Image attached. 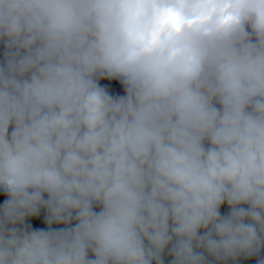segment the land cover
Here are the masks:
<instances>
[{
    "label": "clouds",
    "instance_id": "9594fccd",
    "mask_svg": "<svg viewBox=\"0 0 264 264\" xmlns=\"http://www.w3.org/2000/svg\"><path fill=\"white\" fill-rule=\"evenodd\" d=\"M0 42V264L264 248V0H0Z\"/></svg>",
    "mask_w": 264,
    "mask_h": 264
},
{
    "label": "trees",
    "instance_id": "16d2710c",
    "mask_svg": "<svg viewBox=\"0 0 264 264\" xmlns=\"http://www.w3.org/2000/svg\"><path fill=\"white\" fill-rule=\"evenodd\" d=\"M3 52L4 49L2 46V42H0V61L3 60ZM121 95H125V90L122 87L120 88V96ZM6 199H7V193L4 192L3 189H0V205H2L3 201ZM94 207L96 208V210H99V206H94ZM220 211L222 215L227 214V212L229 211V206L227 205V203L221 205ZM46 214H47L46 209L41 208L38 215L27 217L25 222L31 225L33 229H37V228L47 229L49 225L45 221ZM72 223L74 224L75 221H73ZM64 226L65 225L63 224H55V223L51 225V227L53 228H61ZM163 259H164V264H170L172 257L167 253V251H165V253L163 254ZM211 259L212 258L209 257V260ZM260 260H264V248H261L260 252L257 253L256 255L250 257L240 256L235 261L229 260L228 264H259ZM220 264H223V262H220Z\"/></svg>",
    "mask_w": 264,
    "mask_h": 264
}]
</instances>
